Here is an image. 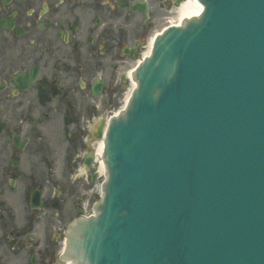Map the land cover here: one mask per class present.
I'll use <instances>...</instances> for the list:
<instances>
[{"label": "water", "instance_id": "95a60500", "mask_svg": "<svg viewBox=\"0 0 264 264\" xmlns=\"http://www.w3.org/2000/svg\"><path fill=\"white\" fill-rule=\"evenodd\" d=\"M197 2L109 123L98 214L69 228L74 264H264V0Z\"/></svg>", "mask_w": 264, "mask_h": 264}, {"label": "flooded vegetation", "instance_id": "af4514ba", "mask_svg": "<svg viewBox=\"0 0 264 264\" xmlns=\"http://www.w3.org/2000/svg\"><path fill=\"white\" fill-rule=\"evenodd\" d=\"M155 1L172 3L0 0V264H57L73 173L89 159L92 174L94 134L159 24Z\"/></svg>", "mask_w": 264, "mask_h": 264}, {"label": "rangeland", "instance_id": "374dc122", "mask_svg": "<svg viewBox=\"0 0 264 264\" xmlns=\"http://www.w3.org/2000/svg\"><path fill=\"white\" fill-rule=\"evenodd\" d=\"M175 6L176 5L172 6L171 14L168 15L167 17V22H165V20L163 19L161 20L157 19L161 24L155 27L152 33L149 34L148 38L154 35L155 33L159 32L164 27L168 26L169 23H172L174 21V18L176 17V9H177V7ZM152 8L154 9V14L156 18H159V16L163 15L162 12L158 10L159 8L157 3L155 4L153 2ZM145 50L146 48L143 50V52ZM119 105L122 106V102ZM115 108L116 109H114V112L119 109V107H115ZM75 174L78 175V177H76V180L72 182V211H65V213H68L69 217H71L70 220L72 222L74 221V219L78 218L79 216L81 217V215L82 217L88 216L93 212V210L95 209L94 207L99 200L98 186L102 181L100 176L99 178L96 177V180L94 179V181L90 182V179H86L85 176L79 174L78 171H75L73 173V175ZM77 208H80L81 210L77 211L76 210ZM18 264H26V263L21 262Z\"/></svg>", "mask_w": 264, "mask_h": 264}, {"label": "bare ground", "instance_id": "6f19581e", "mask_svg": "<svg viewBox=\"0 0 264 264\" xmlns=\"http://www.w3.org/2000/svg\"><path fill=\"white\" fill-rule=\"evenodd\" d=\"M202 11V6L196 1V0H184L182 1L176 9V17L174 18V21L172 23H169V25L174 26V27H179L182 23L183 19H191V18H195L198 17L200 15ZM155 35H158V32L155 33L154 35H152L150 37V39L148 40V45L146 48V51L142 54V57H147L151 51V47H152V43H153V39L155 37ZM130 73V72H129ZM128 73V75H129ZM134 87H136V82L132 81L131 84V88L125 98L124 101V105L122 107L121 110H119L118 112H116L114 114V116H117L118 113H121L124 110V107L127 103V100L131 94V91L134 89ZM102 148H103V138L98 141L97 143V147H96V157H97V163H98V167H97V173L102 177V176H106V170H105V166L104 163L102 161ZM99 191L100 193H102V184L99 185ZM66 264H71L70 261H68Z\"/></svg>", "mask_w": 264, "mask_h": 264}]
</instances>
